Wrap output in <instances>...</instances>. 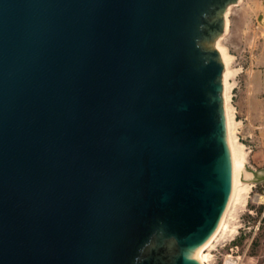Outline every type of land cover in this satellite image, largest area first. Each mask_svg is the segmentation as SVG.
I'll use <instances>...</instances> for the list:
<instances>
[{"label":"water","instance_id":"obj_1","mask_svg":"<svg viewBox=\"0 0 264 264\" xmlns=\"http://www.w3.org/2000/svg\"><path fill=\"white\" fill-rule=\"evenodd\" d=\"M237 1L0 0V264H202Z\"/></svg>","mask_w":264,"mask_h":264},{"label":"rangeland","instance_id":"obj_2","mask_svg":"<svg viewBox=\"0 0 264 264\" xmlns=\"http://www.w3.org/2000/svg\"><path fill=\"white\" fill-rule=\"evenodd\" d=\"M229 6V29L219 37L233 56L232 67L239 69L230 97L241 122L236 134L247 148V166L259 171L264 169V0ZM238 220L235 236L214 241L205 251L211 255L206 264H264V181L252 186Z\"/></svg>","mask_w":264,"mask_h":264},{"label":"bare ground","instance_id":"obj_3","mask_svg":"<svg viewBox=\"0 0 264 264\" xmlns=\"http://www.w3.org/2000/svg\"><path fill=\"white\" fill-rule=\"evenodd\" d=\"M229 5L227 6L224 12L225 23L223 34H226L229 29L228 15L231 7ZM216 47L220 51L221 57L225 64V69L223 71L222 76L223 101L227 123L228 144L231 150L233 160L234 183L227 207L217 229L198 250V258L202 264H206V262L209 261L211 255L209 251H205L213 247L214 241L222 243L231 239L237 234L238 229L240 227V223L238 220V211L241 207L246 204L247 196L252 186L260 180V176L264 175V169L257 171L247 166V148L238 139V136L236 134V129L239 127L241 122L235 118V108L231 104L230 97L231 89L235 83V81H231V79L234 78L235 74L237 73V70L239 69L232 67L231 63L233 56L228 52L227 47L223 44L222 36L217 39Z\"/></svg>","mask_w":264,"mask_h":264}]
</instances>
